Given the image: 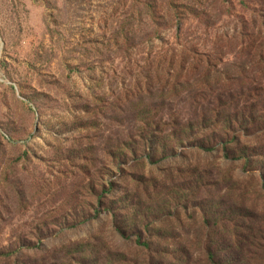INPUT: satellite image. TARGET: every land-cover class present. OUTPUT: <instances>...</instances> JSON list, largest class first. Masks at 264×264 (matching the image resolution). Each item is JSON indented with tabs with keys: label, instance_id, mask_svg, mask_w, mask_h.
I'll return each mask as SVG.
<instances>
[{
	"label": "rangeland",
	"instance_id": "rangeland-1",
	"mask_svg": "<svg viewBox=\"0 0 264 264\" xmlns=\"http://www.w3.org/2000/svg\"><path fill=\"white\" fill-rule=\"evenodd\" d=\"M0 264H264V0H0Z\"/></svg>",
	"mask_w": 264,
	"mask_h": 264
}]
</instances>
